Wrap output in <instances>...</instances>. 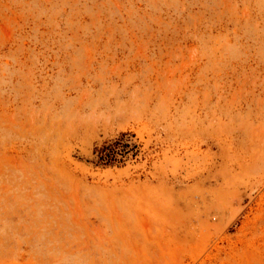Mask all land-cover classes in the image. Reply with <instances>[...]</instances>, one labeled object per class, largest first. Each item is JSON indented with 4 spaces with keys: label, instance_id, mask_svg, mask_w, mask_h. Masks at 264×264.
<instances>
[{
    "label": "rangeland",
    "instance_id": "obj_1",
    "mask_svg": "<svg viewBox=\"0 0 264 264\" xmlns=\"http://www.w3.org/2000/svg\"><path fill=\"white\" fill-rule=\"evenodd\" d=\"M0 264H264V0H0Z\"/></svg>",
    "mask_w": 264,
    "mask_h": 264
}]
</instances>
